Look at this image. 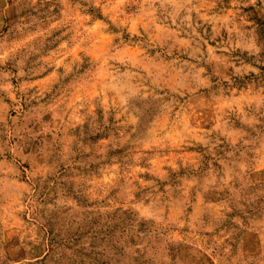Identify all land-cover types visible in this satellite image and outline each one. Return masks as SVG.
I'll return each instance as SVG.
<instances>
[{
    "label": "rangeland",
    "instance_id": "obj_1",
    "mask_svg": "<svg viewBox=\"0 0 264 264\" xmlns=\"http://www.w3.org/2000/svg\"><path fill=\"white\" fill-rule=\"evenodd\" d=\"M0 264H264V0H0Z\"/></svg>",
    "mask_w": 264,
    "mask_h": 264
}]
</instances>
